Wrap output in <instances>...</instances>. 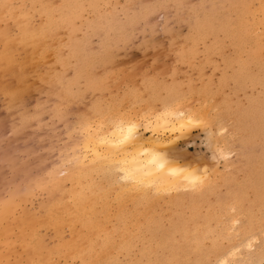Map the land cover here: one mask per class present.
Listing matches in <instances>:
<instances>
[{"label":"rangeland","instance_id":"rangeland-1","mask_svg":"<svg viewBox=\"0 0 264 264\" xmlns=\"http://www.w3.org/2000/svg\"><path fill=\"white\" fill-rule=\"evenodd\" d=\"M122 110L200 178L133 186ZM0 212V264H264V0H0Z\"/></svg>","mask_w":264,"mask_h":264},{"label":"bare ground","instance_id":"bare-ground-1","mask_svg":"<svg viewBox=\"0 0 264 264\" xmlns=\"http://www.w3.org/2000/svg\"><path fill=\"white\" fill-rule=\"evenodd\" d=\"M179 120H180V122H179L180 126L178 127L175 124H174V126L172 125L173 131L176 128L179 129L180 131H182L183 127H181V124L182 123L185 124V121L183 120V118H181ZM165 121H168L166 117H162V118L160 117L159 123L161 125H167L168 126V123H165ZM170 126L171 125H169V127ZM185 126H186V124H185ZM116 135H119L118 130H116L114 132V136H116ZM163 145L164 144H162V143H158L157 141H153V143L150 146L144 147L142 145L146 151L141 152L138 150L139 146H141V143L138 140L137 141L138 149L133 150V155H134L135 159L133 160L132 156H129L128 153H125V156L119 160L120 161L119 166L122 167V168L121 167L120 168L121 169H130L135 178L146 180L150 183V185L155 184L156 186H159L160 189H164V187H166L165 189H170L172 187L174 188V187H177L179 185L181 187H183L184 184L194 183L195 181H197L200 178L197 175V173L194 172L192 169L186 168L184 166L174 165V158H173L174 156L171 157V155L169 156L166 153V151H162L159 149V147H161ZM109 149H111V148H109ZM115 155H117V154H115ZM125 157H127V163L123 162L125 160ZM112 159H111V161H112ZM117 159H119V157ZM161 164H163V168L160 167ZM124 174H125V172H124ZM130 179H132V178H130ZM132 180H134V179H132ZM134 182L135 181L131 182V183H133V186L135 185ZM155 185H154V187H155ZM171 185H175V186L168 188V186H171ZM129 187H131V185ZM151 187H152V185H151ZM161 187H163V188H161ZM144 188L145 189H143V190L145 191L146 187H144ZM131 189H132V187H131Z\"/></svg>","mask_w":264,"mask_h":264},{"label":"snow or ice","instance_id":"snow-or-ice-1","mask_svg":"<svg viewBox=\"0 0 264 264\" xmlns=\"http://www.w3.org/2000/svg\"><path fill=\"white\" fill-rule=\"evenodd\" d=\"M174 113L172 111H166L164 113V116L167 117L169 115H173ZM179 115L183 118V120L186 122L187 125H200L204 123L203 119L197 115L194 112H189L187 115L185 113L180 112ZM160 120V117H157V121ZM105 120L101 119L100 121V127L102 128L105 124ZM165 123H169L168 121H165ZM119 131V135L104 138L101 140V143L106 145L107 147H110L114 149L117 153H128L129 156H132L133 160L135 159L133 155V150H137V141L141 138L140 137V128H144L145 130H154L151 129V125L142 123L138 118L131 117L127 111L122 110L121 119L119 120V123L116 125ZM174 126V124H173ZM185 124L182 123L181 127H184ZM139 151L143 152L146 151L143 146H139ZM88 151H92L91 148L88 149ZM96 155H99V151L95 153ZM103 159H107V157H102ZM124 163H127V157H125ZM120 161H117V164H119ZM161 168H163V164L160 165ZM121 171H124L126 174V178H132L134 179L135 183L140 187H147L149 186V182L143 179H137L133 176L130 169H121Z\"/></svg>","mask_w":264,"mask_h":264}]
</instances>
